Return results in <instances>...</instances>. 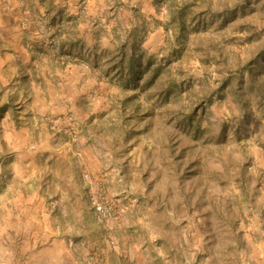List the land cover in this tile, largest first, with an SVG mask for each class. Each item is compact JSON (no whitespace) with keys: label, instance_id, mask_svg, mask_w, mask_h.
Returning <instances> with one entry per match:
<instances>
[{"label":"rangeland","instance_id":"obj_1","mask_svg":"<svg viewBox=\"0 0 264 264\" xmlns=\"http://www.w3.org/2000/svg\"><path fill=\"white\" fill-rule=\"evenodd\" d=\"M15 1L14 40L0 25V264H264V0ZM11 49L51 62H6ZM135 50L155 69L137 80L116 66ZM38 169L64 198L31 185L16 199L17 172Z\"/></svg>","mask_w":264,"mask_h":264},{"label":"crops","instance_id":"obj_2","mask_svg":"<svg viewBox=\"0 0 264 264\" xmlns=\"http://www.w3.org/2000/svg\"><path fill=\"white\" fill-rule=\"evenodd\" d=\"M19 5L15 0H13L12 2H5V0H1L0 1V25L1 26H5L6 29H9V32H12V39L14 40V32L16 30V28L21 29V21L18 20L19 18L17 17L18 14H20V9L17 8ZM28 22V20H27ZM16 39V38H15ZM10 50V49H9ZM25 53V57H24V61L26 63H28V61H31V56H26L27 52L21 51L20 53L17 52L16 49H11L10 53H4L5 57H6V62L7 61H12L13 58L15 60V56H19V55H23ZM31 54L33 52H30ZM32 57L34 58V60L31 61V65L28 64L30 66V68H32L33 66H35L36 64L43 63L46 62L47 63L51 62L50 59V55H47L46 59H42V56L40 54H33ZM1 61V59H0ZM1 67V66H0ZM10 66H5L6 69H8ZM1 71V68H0ZM34 72H32V70H27V73L25 75L29 74V77H25V79L29 80L32 78V74ZM22 78V77H21ZM24 78V77H23ZM37 103H39V101H37ZM73 103V101H72ZM51 102L47 101V100H42L39 105L35 104L36 109H40V111L43 113L45 112H49L51 114L56 113L57 108L55 106H50ZM39 113V112H38ZM41 119V118H39ZM29 165L31 163H28ZM15 165V170L18 167V164H14ZM32 166H34V164H32ZM65 166H67L69 168V171H71V168L73 169L72 171L74 173H76L79 177V173L80 170L83 169V162H65ZM37 167V166H34ZM25 170H21L18 173L17 176L14 177V180L17 182V186L14 188L15 189V195H16V199L18 200L19 198L22 200L21 203H26L25 202V198H29L28 194L30 192V188L31 185H38V200H40L39 202L41 203L42 200L44 198H49L51 197L52 193H57L59 194V196H61V198H64V193L66 194L68 191V187H61L59 184H57V181L54 182L53 181V177L52 175L47 174V176H42V172L44 170H40L38 169L37 172L35 173V175L29 176L27 175L25 172ZM72 175V174H71ZM70 175V176H71ZM69 176V177H70ZM73 176V175H72ZM71 176V177H72ZM70 181H74L76 180L75 176L70 178ZM81 181V179H80ZM71 183V182H70ZM79 190V189H78ZM12 197V195H10ZM27 196V197H26ZM21 208H26V206L22 205L20 206ZM42 207V206H40ZM7 214H9V211H7ZM16 215H18V213H16ZM15 216V215H14Z\"/></svg>","mask_w":264,"mask_h":264},{"label":"trees","instance_id":"obj_3","mask_svg":"<svg viewBox=\"0 0 264 264\" xmlns=\"http://www.w3.org/2000/svg\"><path fill=\"white\" fill-rule=\"evenodd\" d=\"M231 8L226 9V11H231ZM228 14V13H227ZM177 26H178V33L176 35V40L177 43H179L180 45L184 44L187 41V28H186V24H185V18H184V14L183 11L181 10L177 16ZM125 61V54L122 51L121 55H119V60L116 66H118V69L120 71H122L124 68L128 69V73L133 75V79L137 80L139 77L142 76V74H144L145 72H147L148 70H155L154 68H151L152 66V62L149 60H146V62L142 63V59L141 56L138 55L136 53V50L133 51L132 53V57L129 58L128 60V64H124ZM159 67L156 68L155 72L159 71ZM156 74H154L152 77H155Z\"/></svg>","mask_w":264,"mask_h":264},{"label":"built area","instance_id":"obj_4","mask_svg":"<svg viewBox=\"0 0 264 264\" xmlns=\"http://www.w3.org/2000/svg\"><path fill=\"white\" fill-rule=\"evenodd\" d=\"M98 210H102V207L101 206H98Z\"/></svg>","mask_w":264,"mask_h":264}]
</instances>
